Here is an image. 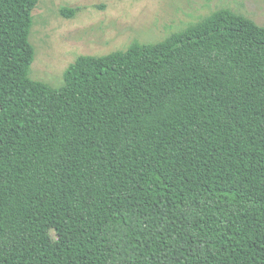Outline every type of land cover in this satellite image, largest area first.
I'll return each mask as SVG.
<instances>
[{
    "label": "trees",
    "instance_id": "16d2710c",
    "mask_svg": "<svg viewBox=\"0 0 264 264\" xmlns=\"http://www.w3.org/2000/svg\"><path fill=\"white\" fill-rule=\"evenodd\" d=\"M38 1L0 0V264H264V27L218 10L52 88Z\"/></svg>",
    "mask_w": 264,
    "mask_h": 264
},
{
    "label": "rangeland",
    "instance_id": "374dc122",
    "mask_svg": "<svg viewBox=\"0 0 264 264\" xmlns=\"http://www.w3.org/2000/svg\"><path fill=\"white\" fill-rule=\"evenodd\" d=\"M224 9L264 27V0H39L28 36L34 51L28 77L59 88L79 57L157 43Z\"/></svg>",
    "mask_w": 264,
    "mask_h": 264
}]
</instances>
